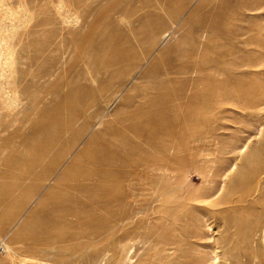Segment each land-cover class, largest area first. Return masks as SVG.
<instances>
[{
    "label": "rangeland",
    "instance_id": "obj_1",
    "mask_svg": "<svg viewBox=\"0 0 264 264\" xmlns=\"http://www.w3.org/2000/svg\"><path fill=\"white\" fill-rule=\"evenodd\" d=\"M2 1L14 9L23 4ZM239 1L85 0L80 13L89 14L86 27L70 30V49L62 44L46 53L44 65L26 80L28 93L10 95L15 114L0 117V264H19L8 244L25 247L26 264H264V0H245L248 8ZM147 7L149 26L135 27L136 35H145L131 41L124 61L110 65L117 60L115 22L138 24ZM45 28L39 25L22 40L20 61L48 47L52 31ZM155 42L162 67L203 43L206 63L181 72L201 78L186 83L187 112L170 109L160 127L148 122L138 137L124 128L127 119L144 117L133 113L147 106L136 94L166 74L140 79L148 61L135 76L130 70ZM56 61L68 70L58 68L47 77L51 81L39 83L35 75ZM11 67L12 77L27 68L21 62ZM215 82L226 86L217 90ZM243 88L255 101L238 93ZM128 98L136 101L130 107ZM56 132L58 145L45 166L73 151L79 164L69 159L59 172L101 178L104 191L97 199L108 202L88 217L90 225L70 226L69 232L92 231L101 221L109 226L107 218L122 213L109 236L54 243L67 225L55 223L51 201L41 195L49 189L58 197L64 190L53 188L52 180L37 194L32 187L43 180L21 179L38 146ZM112 155L121 162L92 164Z\"/></svg>",
    "mask_w": 264,
    "mask_h": 264
},
{
    "label": "bare ground",
    "instance_id": "obj_2",
    "mask_svg": "<svg viewBox=\"0 0 264 264\" xmlns=\"http://www.w3.org/2000/svg\"><path fill=\"white\" fill-rule=\"evenodd\" d=\"M72 1L73 0H21L23 4L20 5L18 9H14L13 7H5L4 2L0 0V117H3V119L15 114V109L11 106L15 100H12L10 95L15 93H22L25 95L28 93L29 86L26 80L29 75L34 74L36 68H41L44 65L45 59L43 58H45L46 53L56 50L57 46L62 44L70 49L73 43L67 40L71 38L70 30H83L86 27L89 14L82 15L80 13V9L84 6L85 0H82L78 4ZM161 1L162 0H160V2ZM164 1L167 4L168 0ZM244 1L245 0H240L239 3H242L244 7L248 8V1ZM150 12L151 7H147L142 14L138 15L136 18L138 24L131 25L128 22H119L118 20L115 22L116 30L113 35L114 39L112 45L117 48V60L111 61L110 65L124 61L133 50L129 45L131 41L134 39L138 41V36L145 35L140 33L136 35L135 27L139 24L149 26L146 19H148L147 17ZM42 24H46L47 28L41 31H52L48 47L43 49L41 46L34 55L28 54L26 56V60L28 61H20L18 56L22 54V40L27 38L29 34L36 32V27ZM172 24L174 25V22H172ZM157 45L158 42H155L141 57V60L139 62L137 61L130 70L133 72V76H135V74L140 71L142 65L148 61L147 67H145L140 75V79L148 80L150 78L151 80H155L158 74H166L165 79L156 82V85L151 88L136 94V98L139 97L136 99L137 102L142 104L146 103L147 106L143 108L137 106L134 112L133 110L131 111L133 113H142L141 116H144L142 119H145L138 120V122L135 121V118L130 120L127 119L124 123V128L128 129L132 135L138 137L142 136L144 133L142 129L146 130L145 126L148 122L152 127H160L162 115H166L170 109L178 108L187 112L188 96L187 93H185L187 91L186 83L190 82V79L198 82L201 78L200 76L196 78H188L184 75L181 76V72L185 73L190 70H200L206 63L205 55L201 53L204 49H208V47L206 43H203L201 50L184 52L187 54V58L180 59L177 64L174 62L170 64V60H167L164 63L165 67H162L159 63L162 51L158 55L155 53ZM191 52L192 54H190ZM20 62L27 66V68H25L26 70L20 68L18 71H14L15 75L13 77L10 76L9 73L13 71L11 66ZM105 63L108 64L107 61ZM161 67L162 69H160ZM58 68L62 69L63 72L68 70L67 68H62L59 61H56L54 65L45 70L46 72L44 71L35 76L39 79V83L51 81L48 80L47 77L51 78ZM225 86V83H214V88L217 90ZM124 88L125 86H122L117 89L115 97L119 96ZM230 91L233 92V90ZM250 92V89L246 88L238 91V93L245 98L249 97L251 101H255L254 96H249ZM223 94L226 95L228 92ZM135 102L136 101L128 98L126 100V106L130 107ZM132 114L129 113L130 116H133ZM152 123H156V126ZM90 130L89 128L84 136H86ZM58 135L59 132H56V137L54 139L38 146L39 154L33 158L30 168L23 173L21 179L24 181L32 179L43 180L41 184L32 187L37 194H39L52 180L55 183L53 188L64 190L58 197H52V191L49 189L41 195L42 198L51 201V210L56 212L55 223L57 225L61 223L67 225L65 232L53 238L54 243H67L79 237L98 238L103 235L109 236L115 227L123 221L122 213L108 217L107 219H110L112 222L109 226H106L104 222L101 221L92 231L84 230L77 234H73L72 231L69 232L70 226L76 225L84 227L85 225H90L91 221L88 217L92 218L95 213L104 208L108 202L107 200L97 199L99 192L104 191V188L101 186V182L103 181L101 178L94 174L90 176L87 171H82L81 173H75L74 171L69 173L66 171L59 172L64 163L69 159L76 162V166L79 164L78 160L80 157L78 154L74 156L73 151H69L62 158L60 154H58V156L53 159L51 167L47 168L45 166L48 160L53 157L54 148L58 145ZM93 139L94 136L88 138L86 144H89ZM114 147L116 150L118 147L117 144H114ZM198 150L202 151L200 147H198ZM120 162L118 156L112 155V157L107 156L103 159H97V161L92 162V164L95 166H103ZM41 200L43 199L39 201ZM23 243L28 245L27 242ZM7 248L12 261L19 262V264H26V260L29 259V256L22 257L23 249L26 251L25 247L21 248V246L8 244ZM192 264L198 263L193 262Z\"/></svg>",
    "mask_w": 264,
    "mask_h": 264
}]
</instances>
